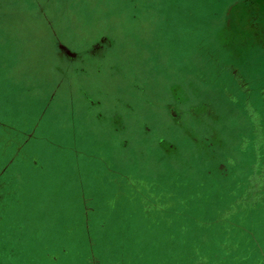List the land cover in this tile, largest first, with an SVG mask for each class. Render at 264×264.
I'll use <instances>...</instances> for the list:
<instances>
[{
	"label": "rangeland",
	"instance_id": "1",
	"mask_svg": "<svg viewBox=\"0 0 264 264\" xmlns=\"http://www.w3.org/2000/svg\"><path fill=\"white\" fill-rule=\"evenodd\" d=\"M0 264H264V0H0Z\"/></svg>",
	"mask_w": 264,
	"mask_h": 264
},
{
	"label": "crops",
	"instance_id": "2",
	"mask_svg": "<svg viewBox=\"0 0 264 264\" xmlns=\"http://www.w3.org/2000/svg\"><path fill=\"white\" fill-rule=\"evenodd\" d=\"M104 39H105V38H104ZM105 40H107V39H105ZM104 42H105V41H102V42L100 43L99 46L101 47L102 45H104ZM55 46H56V48H57V52H58L60 55L67 56L68 58H75V57H76V53L70 51V50L68 49V47L65 46L63 43H61L60 41L55 42Z\"/></svg>",
	"mask_w": 264,
	"mask_h": 264
},
{
	"label": "flooded vegetation",
	"instance_id": "3",
	"mask_svg": "<svg viewBox=\"0 0 264 264\" xmlns=\"http://www.w3.org/2000/svg\"><path fill=\"white\" fill-rule=\"evenodd\" d=\"M233 78H235L234 80H235L236 82H238L237 78H240V77L238 76V74H234ZM251 94H252V92H251ZM248 95H249V94L246 95L247 98H248Z\"/></svg>",
	"mask_w": 264,
	"mask_h": 264
}]
</instances>
